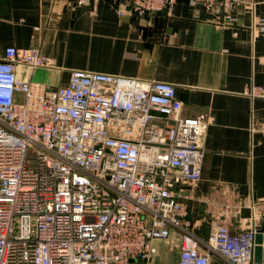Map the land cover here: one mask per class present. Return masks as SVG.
I'll list each match as a JSON object with an SVG mask.
<instances>
[{"label":"built area","instance_id":"obj_1","mask_svg":"<svg viewBox=\"0 0 264 264\" xmlns=\"http://www.w3.org/2000/svg\"><path fill=\"white\" fill-rule=\"evenodd\" d=\"M120 1L141 17L177 0ZM232 1L187 0L225 19ZM49 64L37 48L0 57V264H151L170 230L178 264H258L264 198L251 201L247 229L213 221L201 238L174 192L199 179L206 123L181 114L172 83L73 69L52 87L16 75ZM247 94L264 99V84ZM251 130L264 134V121Z\"/></svg>","mask_w":264,"mask_h":264},{"label":"crops","instance_id":"obj_2","mask_svg":"<svg viewBox=\"0 0 264 264\" xmlns=\"http://www.w3.org/2000/svg\"><path fill=\"white\" fill-rule=\"evenodd\" d=\"M207 10L177 0L171 13L138 16L120 0H0V57L5 47L37 48L50 64L17 66L24 81L65 85L81 69L170 82L181 114L206 126L199 179L175 188L192 228L207 238L213 221L236 233L249 226L250 203L264 198V0H233ZM264 228L256 234L264 264ZM151 264H178L179 233L155 242ZM212 262L217 260L211 257Z\"/></svg>","mask_w":264,"mask_h":264},{"label":"rangeland","instance_id":"obj_3","mask_svg":"<svg viewBox=\"0 0 264 264\" xmlns=\"http://www.w3.org/2000/svg\"><path fill=\"white\" fill-rule=\"evenodd\" d=\"M255 252H257V253H256V256L259 257V255H260L259 253H261L260 250L257 251V250L255 249Z\"/></svg>","mask_w":264,"mask_h":264}]
</instances>
